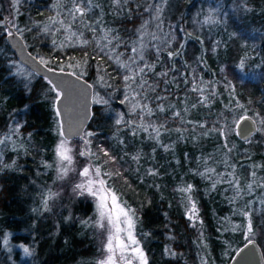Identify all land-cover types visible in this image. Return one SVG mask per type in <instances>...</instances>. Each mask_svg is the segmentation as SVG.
Wrapping results in <instances>:
<instances>
[{
  "label": "trees",
  "instance_id": "1",
  "mask_svg": "<svg viewBox=\"0 0 264 264\" xmlns=\"http://www.w3.org/2000/svg\"><path fill=\"white\" fill-rule=\"evenodd\" d=\"M175 1L170 4L164 0H148L153 5L156 2L162 5L163 32L175 30L177 37L168 50H175L183 43L182 56L169 60L164 51L157 63L152 47L157 41L149 40L144 61L133 65L135 68L144 63H156L155 72L158 73L175 64V70L169 71L168 77L147 73L144 78L158 86L155 92H147V99L143 95L137 97L141 104L147 103L154 110L158 104L165 106V112L155 110L152 116L144 115L142 121L164 124L159 144L149 138L154 135L151 128L148 133L140 131L133 135V129L115 123L121 113L126 121L136 119L141 122L139 109L137 114H131L129 104L120 103L124 98L122 76L128 74V70L120 68L114 58L123 53L121 60H127L128 44L139 23L152 22L151 13L144 11L147 7L144 0L129 3L123 11L115 6L117 22L112 26L98 25L95 33L82 29L83 38L90 43L77 44L64 54L51 51L46 42H38L42 38L40 28L47 23L48 13L53 10L56 0H21L15 12L13 0H0V21L7 18L9 23L14 13H18L19 25L32 28L22 32V40L33 56L42 53L48 58L44 64L48 68H63L69 72L66 67L59 66L67 60L82 63L86 58L87 63L82 64L89 74L75 73V76L85 80L91 88L93 81L97 89L100 87L96 78H91V72L104 77L100 95L108 103L91 105L82 137L88 131L94 132L95 136L89 137L91 150L96 152L98 148H104L116 158L102 170L121 172L109 183L136 212L135 233L147 254L148 264H203L204 260L207 264H227L244 243L245 218L241 213L246 211L239 205V198L245 192L244 183L250 180L254 165H264V134L256 133L248 143L238 140L234 131V119L242 113L249 116L258 113L264 117V0ZM62 3L63 9L56 10L63 17L71 5L67 0ZM136 4L140 5L139 9ZM244 4L251 10L245 11ZM127 8L132 9L130 18ZM209 16L213 24L221 26V22L225 25L223 34L231 33V44L204 27L210 26L204 23ZM105 29L113 30L108 34L111 44L103 39ZM56 33L62 37L64 30ZM232 33L237 35L232 36ZM5 36L4 27L0 26V139L11 137L0 144V264H97L101 245L96 227L82 223L89 218L94 221L89 194L85 192L84 196L70 198L66 203L65 200L49 203L50 210L43 207V197L55 188L54 146L59 138L58 117L53 105L56 92L44 78L17 62ZM93 36L99 37L97 44L92 40ZM113 37H119V47ZM105 45L107 47L101 53L100 48ZM113 48L115 52H111ZM109 54L113 56L112 60ZM245 55L247 58L241 68L240 60ZM71 57L75 59H69ZM14 67L27 74L28 80L23 78L24 75L14 73ZM194 76L198 86L201 79L211 82L203 94L191 90ZM165 79L173 82L165 84ZM229 85L234 86V92ZM202 95L208 97L206 103L200 102ZM157 96L167 99L157 100ZM237 101L245 107L237 108ZM168 105L175 107L170 109ZM173 111L181 112V118L173 117ZM199 124L205 126L201 128ZM221 127L227 133L231 152L223 147L225 138L220 132L212 131ZM177 128L181 132L175 131ZM205 132L208 134L204 135ZM82 137L69 140L81 151ZM12 142H19L21 147L12 146ZM160 145L170 147L165 150ZM138 151L141 158L137 163L131 157ZM97 154L100 160L81 156L79 159L83 165L103 164L107 158ZM225 159L227 163H224ZM232 165H235L232 173L243 189L236 199H233L235 189L227 182L212 188L213 181L218 178L229 180ZM208 168L224 175L218 177L207 173ZM148 169L158 174L148 175ZM189 185L192 186L190 192L181 191ZM187 194L199 210L201 224L198 227L190 226L185 218ZM251 218L255 222L257 215L251 213ZM20 245L28 247L32 254L23 257L18 249ZM165 248H170L176 255L166 254Z\"/></svg>",
  "mask_w": 264,
  "mask_h": 264
},
{
  "label": "snow or ice",
  "instance_id": "2",
  "mask_svg": "<svg viewBox=\"0 0 264 264\" xmlns=\"http://www.w3.org/2000/svg\"><path fill=\"white\" fill-rule=\"evenodd\" d=\"M21 2V0H13V5H17ZM70 3V7L66 10V15L61 16L60 11H56L54 15L48 17V22L44 23L43 26L40 28V31L43 33H49L52 30L53 26L55 27V32H59L61 29L64 30L66 33L64 40L61 41L59 44L55 39L52 40V44L56 47L61 49L65 47H74L75 44L70 43L73 37L76 38L77 43L81 45H87L90 43L89 40L83 38L84 31L82 29H86L90 32H96V26L101 25L102 18L104 15L103 7L101 3L96 2V0H67ZM147 4L145 7V12L151 13V20L155 23L154 32H148L147 28L149 25V20H144L140 27L136 29L138 36V41L134 42L138 44V46H133L131 48V52L134 54L129 56L127 60H121V56L123 53H119L115 55L114 62L122 69H127L128 74L123 75L122 79L125 81L124 84V98L120 101L121 104L128 103L129 104V112L131 114H137V110H140L139 116L141 122L138 123L136 119H129L124 120V114H119V118L115 121L116 125H124L133 129L132 134L138 135L140 131L145 133L149 132V128H151L152 133L154 135H150V139L157 140L159 144V137L161 135V130L164 129V124L153 125V124H146L143 123L144 115L152 116L155 110L159 112H165L164 104H158L157 109H153L149 107L147 103L141 104L140 100L137 97H141L143 95L144 99H147V92H155L156 87L158 85L150 84L147 79L144 77L147 73H153L160 77H168L169 71L175 70V64L173 63L172 66L167 71L155 72L156 63H144L142 67L137 66L133 68V65H136L137 59L140 61H144V53L148 48V44L144 42V37H150L151 40L157 41L156 44H153L152 47L155 49V53L157 56V63L159 62L160 53L166 51L169 60H174L175 57L182 56V50L184 48V44L181 43L179 47L175 50H168L171 47V44L177 39L175 36V30L170 33L163 32V20L161 19L163 7L161 4L153 5L148 2V0H144ZM166 3V0H164ZM129 3H136V0H111V4L119 7L121 11L125 10L126 6ZM64 5L62 0H56V2L52 5L53 9H63ZM137 9H139L140 5L136 4ZM220 7V6H218ZM93 9H99L100 14L99 16L95 17L94 19H89V14L93 12ZM244 10L250 11L247 7V4H244ZM127 12L129 14V18L131 17V8H127ZM211 19V16L206 17L204 23H208ZM219 22V21H215ZM0 26H4V22L0 21ZM12 27H16L15 23L12 24ZM31 31V29H28ZM18 32H22L23 30L17 29ZM112 29H105L104 30V37L103 39L108 40V34L112 32ZM181 33H183V29H180ZM157 33H161L162 35H158ZM8 36H13L14 33L9 30L7 31ZM191 35L190 33L188 34ZM236 33H232V36H236ZM117 41L116 47H119V37H113ZM108 43L111 44L112 41L108 40ZM219 43V42H217ZM99 47V45H98ZM107 45L100 48V52L103 53ZM215 50V49H214ZM111 52H115V48L111 49ZM87 54H85V57ZM247 56L242 57L240 60L239 66L241 68L244 67L245 61ZM69 59H75L71 57ZM109 59L112 60L113 56L109 54ZM199 59V58H198ZM41 64H46V61L43 57L40 58ZM82 63H87V59L85 58ZM76 67H80V62H78ZM185 66H187V62H185ZM51 70V69H50ZM63 71V68L60 69ZM75 75V73H73ZM83 75V73H81ZM183 76V73H180ZM139 78V79H138ZM100 80H103L104 77L100 76ZM165 84L171 83L173 81L165 79L163 81ZM188 83L187 80L184 81ZM51 83V81H49ZM211 82H205L201 79L200 86L196 83V77H193L192 81V91L199 92L203 94L204 88L208 86ZM135 86V87H134ZM229 88L232 92H234V86L229 85ZM59 85L53 84L52 91L56 92V100L53 101V105L55 107L56 101L60 98V92L58 91ZM157 100L167 99V97H156ZM208 100L207 96H201V103H206ZM96 103H104L107 104V100H103L99 98L95 101ZM174 105H168V108L174 109ZM192 107H196V105H192ZM237 108H244L243 104H240L238 101L236 103ZM186 111V110H185ZM173 117L181 118V112L173 111ZM56 116H60V111L56 108ZM249 121L251 123V127L245 125L243 128L241 127V122ZM235 125L237 129H240L236 132L237 135L241 136L245 139L246 142L251 143L249 137L254 136L256 133L264 134V117H260L258 113L255 116H247L243 115L239 118L234 119ZM187 123L191 124V121H187ZM59 125V122H58ZM199 127L203 128L204 124H199ZM167 131V129H165ZM18 131V129H16ZM177 132H181V129H175ZM212 131H219L220 135L225 138V143L223 147L227 149L228 152H231L233 149L228 147L227 144V133L223 127L219 129H212ZM58 132L61 137L65 136L64 129L62 125L58 127ZM208 133L205 132L204 135ZM95 136L94 132L88 131L82 137L83 139V150L79 152L81 157H95L96 160H100V155L97 153L99 152L102 154L103 157H106L103 161V164H92L89 163L88 165L84 166L82 170L79 172V176L83 177V179L76 183L73 187V192L78 194L88 193L90 196L95 198L96 202V212L97 218L95 221H92L91 218L89 220L82 221L83 224L88 225L91 224L93 227L98 229H102L106 233V240L104 242V251L106 255L103 259L97 261V264H148V257L145 253L143 247L141 246V241L137 239V235L135 233L136 227V212L130 205L124 201L121 196L118 194L117 190H115L109 183V181L114 176H120L121 172L119 170L112 172V171H103L105 165L110 162H115V157H113L107 149L98 148L96 152L91 150V140L89 137ZM5 139H11L10 136L5 137L4 139H0V144L5 142ZM123 144V141H120ZM168 150L167 145H160ZM155 151V149H153ZM55 153L58 161V179H64L69 171L73 170L70 166L73 164V155L72 149L68 146L66 138L60 139L56 145ZM141 158V153L138 151L135 155L131 157L132 161L139 162ZM15 163V162H13ZM224 163H227V159H225ZM46 167H52L50 164H45ZM4 167H10V165H4ZM254 168H264V165H254ZM232 168L235 169V165H232ZM207 173H212L218 177H222L224 174L215 172V169L208 168L206 169ZM148 175H157L158 173L153 169H148ZM200 175H205V173H199ZM229 176H233V179L224 181L222 179H216L212 183V188L215 189L218 183L227 182L231 187H233L236 191V196L233 199H236L240 196L241 191L243 189L240 187L239 180L234 177L233 173H228ZM251 177H253L252 181L247 183L245 186L248 193L250 194L254 190V185L260 188H264V178H261L260 183L257 184L255 177L257 175L256 171H252L250 173ZM212 179L211 176L208 177ZM192 186L189 185L186 188L181 189V191L188 193L191 191ZM59 193H52L49 190L48 194L45 195L42 199L43 207L45 210L49 209L48 201L50 199H54L58 196ZM189 201L191 203L190 211V219H198L197 216V208L195 202L191 201L189 197ZM264 203V200L260 201ZM251 204V201H249ZM247 218V225H246V236H247V244L254 245L255 240V232L253 230L252 220H251V211L242 212ZM235 230V228L233 229ZM24 252L26 254L31 255V251L28 247H24ZM166 254L176 255V253L172 252L170 248H165ZM203 264H207V261L204 260Z\"/></svg>",
  "mask_w": 264,
  "mask_h": 264
},
{
  "label": "rangeland",
  "instance_id": "3",
  "mask_svg": "<svg viewBox=\"0 0 264 264\" xmlns=\"http://www.w3.org/2000/svg\"><path fill=\"white\" fill-rule=\"evenodd\" d=\"M96 2L101 3V5L103 7L104 15H103L101 24L106 23V24H109L110 26H112L113 22H117L118 21V19H117L118 16H117V13L115 12V6L111 4V0H96ZM175 2H176L175 0H166V3H170V4H174ZM156 4H158V3L156 2ZM13 10H14V12L17 11V5L14 6ZM56 11H57L56 9H53L51 12L48 13V15L52 16V15L55 14ZM99 14H100V10L99 9H93V12L89 14V17L91 19H94L95 17L99 16ZM17 16H18V13H14V16L12 17V19L9 21L8 24H9L10 27H12V24L15 23L16 27H12V28L21 37L22 32H27V29L29 27L26 28V27H23V26L19 25ZM249 19H251V18H249ZM2 20H3V18H2ZM46 22H48V20H46ZM142 22L139 23L138 28L140 27ZM155 23L153 21L151 23H149L148 28H147L148 32L151 33V32L156 31ZM205 24H209L210 25V26L204 25V27L207 28V30L211 34L219 36L223 41L227 40V42L229 44H231L233 42L230 39V37H231L230 34L231 33H229L227 35L223 34V32L226 31V28H225V25H222L221 22L219 23L221 26H217V25L213 24V21H211V20H209V22L205 23ZM37 26H38V24H37ZM17 29H21L23 31L22 32H18ZM4 33L7 34V30L5 28H4ZM157 34L159 35V33H157ZM32 35H35V33L34 34L32 33ZM65 35H66V33L64 32V35L62 37H59V35H57L55 30H53V31H51L49 33H43L42 32V35H41L42 38H40V39L38 38L39 39L38 42L39 41H41L43 43L46 42L47 43V47L49 49H51V51H56V52L64 54V53H67L69 50H73V48H75V46L74 47H65V48L61 49L59 47L54 46L52 44V40L55 39L57 41V43L59 44L61 41L64 40ZM138 36H139V34L136 32L134 38L128 44V48L127 49L129 50V53H128L129 56L134 55L131 52V48L133 46H138V44L134 43V42L138 41ZM98 38H99L98 36H93L92 40L97 44V42L99 40ZM149 40H151L150 37H147V36L144 37V42L145 43L148 44ZM70 43H73L75 45L79 44V43H77L75 37H73V39H72V41ZM32 44H33V41H32ZM35 57L39 61H40V58L43 57L45 59V61L48 62V58L46 56H44L42 53H37L35 55ZM139 61L140 60L137 59V63H139ZM77 63L78 62H73V61L67 60L66 64L61 65L59 67H66L68 69L67 71H69L71 73H79L78 75H81V73H83L82 76H87L89 73H87V71L85 70L84 64H82L80 62V67H76L75 65ZM19 69L14 67L13 68L14 73H17L18 75L19 74L24 75L26 78L25 77H23V78L25 80H28V75L25 74L23 71H21ZM60 69L61 68H59L58 70H60ZM91 73H92L91 78L95 77L96 80H97V83H98V87H100L99 89H97V87H95V85L92 84L93 81H92V83L90 82L91 85H92V88H93V95L91 97V103L93 105L94 104H102V103H96L95 102L97 99L101 98L100 94H101V91H102V88H103V85L101 84L102 80L99 79L100 78V74H95V71H93ZM241 115L243 116V115H247V114L242 113ZM60 139H63V138L59 135V138H58V140H57V142H56V144L54 146V168H55L54 184H55V188H53V191H52V193H59V195L56 196L54 199H50L48 201V203H51V204H53V203L56 204V202H62L64 200H65V203H66V202H68V200L70 201V198H76V197L78 198V197L84 196V193L83 194H78V193H74L73 192L74 185L76 183H79L83 179V177L79 176V172L87 164H85V165L82 164L81 160L79 159V157H80L79 152L81 150H80V148H77L76 145L72 141L67 140V144L72 149L73 164L70 167L73 170L69 171L68 175L64 179H58L57 178L58 177V161H57V157H56V153H55V148H56V145H57V143H58V141ZM11 145L15 146L16 148H19V146L21 147L19 142H12ZM258 165H260V164H258ZM232 169L233 168L231 167V169H230L231 173L233 171ZM251 171H256L257 175L255 177V180H256L257 184L260 183L261 178H264V168H254ZM231 178H232V176H229V180H231ZM252 179H253V177H251L249 181L244 183L245 192H243L242 196L239 198V205L245 211H251V213H255L257 215V220L255 222L252 220L253 221V223H252L253 230L255 232L254 240H257V242L261 246L262 251L264 253V203L260 202V201L264 200V188H260V187H257L256 185H254V190L249 194L245 186L247 185V183L251 182ZM62 187H63L64 191H62ZM66 188H67V190H66ZM65 191H68V192H65ZM88 197H89V200H91L90 202L93 205L92 213H93V217H94V221H95L96 218H97L95 198H93L90 195ZM189 197L191 198V196L187 194L186 205H185V209H184V215H185V218L188 221L190 226L198 227L201 224V219L199 217V210H198L197 206H196V208L198 210V212H197L198 219H195V218L190 219L189 218L190 217L189 209L191 207V203L189 201ZM191 201L194 202V200L192 198H191ZM249 201H251V204H249ZM244 218H245L244 219L245 221H244V224H243V236H242V239H243L244 242H246L247 241L246 225H247L248 221H247V218L245 216H244ZM96 230H97V234H98V238H99V243L101 245L100 254H99V257H98V260H97V261H99V260L103 259L104 256L106 255V252L104 251V247H103L104 246V242L106 240V233L102 229L96 228ZM18 249L21 251L23 257L29 256V254H26L24 252V247L23 246H21V245L18 246Z\"/></svg>",
  "mask_w": 264,
  "mask_h": 264
},
{
  "label": "water",
  "instance_id": "4",
  "mask_svg": "<svg viewBox=\"0 0 264 264\" xmlns=\"http://www.w3.org/2000/svg\"><path fill=\"white\" fill-rule=\"evenodd\" d=\"M4 28L11 30L14 35L6 34L5 40L13 52L17 62L28 69L38 77L44 78L51 86L58 84L60 98L56 101V108L60 111L58 117L59 126L62 125L66 140L81 138L83 131L88 123L91 108L92 88L83 79L73 75L72 73L48 68L33 56L27 49L24 41L19 34L9 26L7 18H3ZM51 69V70H50ZM248 116V115H247ZM245 125L251 127L249 121L241 122V127ZM240 129L234 127L235 136L240 141H245L236 132ZM253 137V136H251ZM249 137V139L251 138ZM83 148V145H82ZM242 244L233 254L228 264H264L261 250L257 243L254 245Z\"/></svg>",
  "mask_w": 264,
  "mask_h": 264
},
{
  "label": "flooded vegetation",
  "instance_id": "5",
  "mask_svg": "<svg viewBox=\"0 0 264 264\" xmlns=\"http://www.w3.org/2000/svg\"><path fill=\"white\" fill-rule=\"evenodd\" d=\"M247 242V241H246ZM246 242H244V243H246ZM255 242L257 243V245L259 246V248H260V250H261V253H262V257H263V261H264V253H263V251H262V248H261V246L259 245V243L257 242V240H255ZM243 243V244H244ZM230 261V260H229ZM228 261V262H229ZM228 264V263H227Z\"/></svg>",
  "mask_w": 264,
  "mask_h": 264
}]
</instances>
